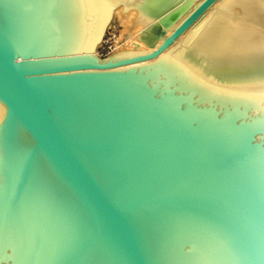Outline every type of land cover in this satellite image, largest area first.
Here are the masks:
<instances>
[{"label": "water", "instance_id": "water-1", "mask_svg": "<svg viewBox=\"0 0 264 264\" xmlns=\"http://www.w3.org/2000/svg\"><path fill=\"white\" fill-rule=\"evenodd\" d=\"M141 1L0 0V264H264V84L143 63L216 0L88 52Z\"/></svg>", "mask_w": 264, "mask_h": 264}, {"label": "bare ground", "instance_id": "bare-ground-1", "mask_svg": "<svg viewBox=\"0 0 264 264\" xmlns=\"http://www.w3.org/2000/svg\"><path fill=\"white\" fill-rule=\"evenodd\" d=\"M201 1L142 0L126 12L120 3L113 8L100 41L88 52L98 55L106 29L118 14L124 25V44L115 47L113 54L151 50ZM161 55L177 61L198 79L217 85L264 84V0H216L165 51L143 63ZM3 114L0 103V120Z\"/></svg>", "mask_w": 264, "mask_h": 264}, {"label": "rangeland", "instance_id": "rangeland-1", "mask_svg": "<svg viewBox=\"0 0 264 264\" xmlns=\"http://www.w3.org/2000/svg\"><path fill=\"white\" fill-rule=\"evenodd\" d=\"M121 18L122 17L119 14L112 18L108 28L106 29V39L97 49L98 56L105 57L111 55L114 53V50L116 49L115 47L119 46V44H124V42L121 41V36H123L122 33L125 34L123 32L124 25Z\"/></svg>", "mask_w": 264, "mask_h": 264}]
</instances>
